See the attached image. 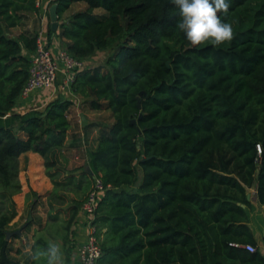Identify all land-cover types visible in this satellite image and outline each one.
Segmentation results:
<instances>
[{
  "label": "trees",
  "instance_id": "obj_1",
  "mask_svg": "<svg viewBox=\"0 0 264 264\" xmlns=\"http://www.w3.org/2000/svg\"><path fill=\"white\" fill-rule=\"evenodd\" d=\"M81 1L87 9L60 25L66 50L84 61L112 54L105 66L79 71L71 88L91 110H110L114 121L100 126L97 147L71 170L64 148L72 100L57 98L0 126V264H46L14 247L21 235L7 238L22 191L19 158L28 151L43 156L54 184L33 252L52 240L71 264L74 227L99 177L106 190L94 220L97 264H264L248 198L256 188L264 206V0H227L229 11L220 15L235 38L200 47L177 29L172 0H54L59 20ZM24 11L40 7L0 0L1 116L18 104L38 46L39 32H11ZM54 33L51 24L49 39ZM39 198L30 202L33 215ZM26 223L29 232L35 219Z\"/></svg>",
  "mask_w": 264,
  "mask_h": 264
},
{
  "label": "crops",
  "instance_id": "obj_2",
  "mask_svg": "<svg viewBox=\"0 0 264 264\" xmlns=\"http://www.w3.org/2000/svg\"><path fill=\"white\" fill-rule=\"evenodd\" d=\"M46 4L48 7L43 6L40 8V12L36 11H24V19L21 24V26L15 27L11 30L12 34L14 36H17L23 32H39L43 33L49 47L53 52H57L61 49H66V40L61 37V23L66 21L67 19H70L71 16H73L76 12L86 10L87 9V3L86 2H75L73 3L70 8H68L62 18L59 20V28L56 30V33H54L51 38L49 39L48 31L49 26L51 25V19H50V8L54 4V0H46ZM96 12H101V10L96 9ZM33 54H30L32 56ZM91 58L90 60H86L85 62L89 63L92 62ZM90 67V66H89ZM63 80V74L61 73L59 75V79L57 81V84L54 88L45 89L42 91H39L33 95L30 101L27 103H24L21 98L18 101V104L14 108L12 112L7 113L4 116L0 115V126H13L17 124V120L14 117L15 114H21L25 117L29 116L30 114L41 112L46 109L48 104L52 102L53 97L61 98L63 100L69 99L74 102L73 107H77V109L82 107V109H86L84 104V99L77 94L74 93L72 88L70 90L62 91L61 90V83ZM55 100V99H54ZM44 108V109H42ZM85 114H87V111L83 110ZM81 111L79 114L82 113ZM88 116V114H87ZM73 117L70 115L69 112V119L73 123L71 125V129L69 131L72 133V129L74 128V120ZM93 121L89 120V123H92ZM113 122V121H112ZM82 123V122H81ZM111 123V122H110ZM92 129V128H91ZM91 129H88L87 132H89ZM84 130V129H83ZM86 131H81V135H85L87 133ZM97 130H95V135L97 136ZM80 135V136H81ZM76 136V135H75ZM70 140V137L68 136V140L66 142V146L64 148V152L68 158V162L65 164V166L68 169H75L78 167H81V165H75L73 166L75 160H79V158L82 156L79 145L75 144V137ZM77 138V137H76ZM97 139V138H96ZM98 144V143H97ZM97 144L95 147H97ZM83 160V159H82ZM88 160V149H87V156L85 158L84 163ZM73 166V167H72ZM19 179L22 184V191L14 196V201L16 204L17 209V215L13 219V221L9 225V230H17L21 228L26 221L28 220V217L24 219V211L27 204V194L29 192H32L35 194L33 199H36V197L39 195V203L36 208V211L34 212V219L35 223L33 224L31 228L32 236L34 234L33 230H36V233L38 230L42 228V226L46 223L47 220V211H48V194L52 191L54 184L52 179L47 174V169L45 166V159L43 156L37 152L28 151L23 154H21L19 158ZM62 177V176H61ZM249 193L251 194V209L250 212V227L253 230V233L258 241L259 247L262 248V251L264 252V206L260 204L257 189L251 188L249 189ZM35 228V229H34ZM75 229V241H76V247L74 249V254L72 257L71 264H80L79 259L77 256L78 247L81 242H83L86 238V224L84 223V216L82 211L79 212L77 224L74 227ZM35 233V234H36ZM34 234V235H35ZM25 235H21L22 237ZM21 239H15L14 240V247L15 248H22ZM19 242V244H18ZM34 239L30 241V247L33 244ZM26 253H29V248L27 250L23 249V255ZM14 255H17L13 253ZM19 258L22 259V254L18 255ZM25 259V258H24ZM23 260V259H22Z\"/></svg>",
  "mask_w": 264,
  "mask_h": 264
},
{
  "label": "built area",
  "instance_id": "obj_3",
  "mask_svg": "<svg viewBox=\"0 0 264 264\" xmlns=\"http://www.w3.org/2000/svg\"><path fill=\"white\" fill-rule=\"evenodd\" d=\"M36 5L40 8L46 5V0H36ZM86 68V62L77 59L66 49L53 52L48 42L41 32L38 36L37 50L31 56V66L29 70L28 81L21 93V100L27 103L35 93L54 88L63 74L61 90L68 91L71 89L76 75L79 71ZM259 152L262 151L258 145ZM106 187L101 178L95 177L93 189L89 193L87 200L83 204L81 211L86 224V238L78 247L77 256L80 264H97L102 255V248L98 237V228L94 224L96 210L101 196L105 193ZM237 246H240L236 244ZM251 252L257 251L253 244L241 245Z\"/></svg>",
  "mask_w": 264,
  "mask_h": 264
},
{
  "label": "clouds",
  "instance_id": "obj_4",
  "mask_svg": "<svg viewBox=\"0 0 264 264\" xmlns=\"http://www.w3.org/2000/svg\"><path fill=\"white\" fill-rule=\"evenodd\" d=\"M179 9L177 29L182 32L193 47L211 44L219 46L233 41L235 33L231 23L221 19V13H228L227 0H172ZM31 258L46 264H64L61 245L52 240L47 248H29Z\"/></svg>",
  "mask_w": 264,
  "mask_h": 264
},
{
  "label": "rangeland",
  "instance_id": "obj_5",
  "mask_svg": "<svg viewBox=\"0 0 264 264\" xmlns=\"http://www.w3.org/2000/svg\"><path fill=\"white\" fill-rule=\"evenodd\" d=\"M111 54H112L111 50L98 52L93 57L92 62L86 63V67L97 66V65H104L105 66L107 58ZM54 99H57V96L53 97L52 101ZM85 107H86V109H82V107L80 105V107L77 109V107L72 106L70 109V115L73 117L72 119L74 120V128L71 130L72 133L70 132L69 137L71 140L73 138L72 136H74L75 137L74 142H76L75 144L79 145V147L82 148V149H80L82 156L79 158V160H75L76 162H74L73 166H75V165H78V166L81 165L82 166L85 164L84 161H85V158L87 156V149L88 150L94 149L96 144L98 143V139L100 136V126L103 123H110V122L114 121V119L112 117V113L110 110L106 109V110L98 111V110H91L87 105H85ZM42 109H44V108H42ZM83 110L87 111L88 116H87V114H86V116L88 117V119L90 121L94 122V124H93L94 126L89 128V129L92 128L89 132H87L86 130H83L85 127H83L82 123H81V117H80L79 112L80 111L82 112ZM95 130H97V134H96L97 136L93 137V134L95 135ZM81 131H84V132L86 131L87 133H85V135H81L82 134ZM62 162L64 163V161H62ZM63 170L64 169H60V172H62ZM29 193H30V199L29 200L27 199V204H26L24 216H23L24 219H26L29 216V212L31 209L30 208V202L33 199V197L35 196V194H33L32 192H29ZM28 194H27V196H28ZM33 232L35 234L36 230L35 231L33 230ZM24 233H25V235L22 237V240H20V241L22 243L23 249L27 250V248H30V241L32 239H34L35 235L33 234V236H32L31 231H29V232L24 231ZM18 244H19V242H18Z\"/></svg>",
  "mask_w": 264,
  "mask_h": 264
},
{
  "label": "water",
  "instance_id": "obj_6",
  "mask_svg": "<svg viewBox=\"0 0 264 264\" xmlns=\"http://www.w3.org/2000/svg\"><path fill=\"white\" fill-rule=\"evenodd\" d=\"M50 19H51V24H52V28L54 30H57L59 28V15H58V5L57 4H53L50 8ZM139 102H141V99H139ZM140 107H141V103H139ZM81 117V122H82V126L86 127L89 124V119L86 116V114L84 112H82L80 114ZM136 120H133V123H135ZM85 171H88L91 175L94 176V172L92 171V169L89 166L85 167ZM248 198L251 199V194H248ZM34 220V216H33V210L32 208L30 209L29 212V217H28V221L31 222ZM27 227V223H25L21 228L17 229V230H13V231H7V238L10 239L12 236L14 235H22L24 230Z\"/></svg>",
  "mask_w": 264,
  "mask_h": 264
}]
</instances>
